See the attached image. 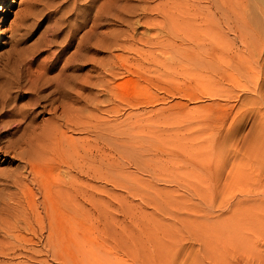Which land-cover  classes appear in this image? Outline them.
<instances>
[{
	"label": "rangeland",
	"instance_id": "rangeland-1",
	"mask_svg": "<svg viewBox=\"0 0 264 264\" xmlns=\"http://www.w3.org/2000/svg\"><path fill=\"white\" fill-rule=\"evenodd\" d=\"M191 5L0 0V264H264V0Z\"/></svg>",
	"mask_w": 264,
	"mask_h": 264
},
{
	"label": "bare ground",
	"instance_id": "bare-ground-1",
	"mask_svg": "<svg viewBox=\"0 0 264 264\" xmlns=\"http://www.w3.org/2000/svg\"><path fill=\"white\" fill-rule=\"evenodd\" d=\"M116 1H117V0H116ZM199 1H200V0H192V5H191L190 7L193 8V10H194L195 12H197L198 9L200 8V7L198 6V2H199ZM104 5H106V4H104ZM212 5L215 6V9H216L217 14L219 15V17H220V18L223 17V16L221 15L220 11L218 12L219 7L216 6V4L213 3V2H212ZM113 6H114V5H113ZM108 8H109V7H108ZM114 9H115V8H114ZM117 9H118V8H117ZM128 10H131V9L128 8ZM131 13L133 14L134 12H131ZM131 13H130V15H132ZM236 13H237V12H236ZM110 15H111L110 12H109V13H108V12L106 13V11H103V12H101V17H100V19H101V18H102V19H105V17L108 18V16L111 18ZM238 15H239V14H238ZM162 16H163V20H164V21H166V22L169 21V22H171L172 24L174 23V24L176 25V28H177V27H180V24L186 22V21H185V20H186V17H184V14H183V13H180L179 16H173V15H171V14L164 13ZM214 16H215V15H214ZM239 16H240V15H239ZM96 17H97V16H96ZM113 17H114V16H113ZM130 17H131V16H130ZM224 17H228V14L225 13V14H224ZM132 18H133V17H132ZM112 19H113V18H112ZM97 20H99V18H98V19H97V18H94L92 24H93V25H96ZM105 20H106V19H105ZM114 21H115V24H118V25H124L125 23H127L128 19L125 20L124 18L115 17V18H114ZM133 21H134V20H133ZM133 21H132V22H133ZM128 23H130V22H128ZM133 23H134V22H133ZM133 23H132V24H133ZM92 29H93V28H92ZM91 34H92V33H91ZM108 68H109V67H108ZM106 72H107V71H106ZM108 72H111V71L109 70ZM108 74H109V73H108ZM110 74H111V73H110ZM110 74H109V75H110ZM21 145H22V144H21ZM29 150H30V149H29ZM26 152H27V151H26ZM22 153H23V152H22ZM29 153H30V152H29ZM29 153H28V154L25 153V155H26V154L29 155ZM23 154H24V153H23ZM32 154H33V153H32ZM32 154H31V155H32ZM18 155H19V154H18ZM27 155H26V156H27ZM26 156H23V157H26ZM23 157H22V158H23ZM34 157H35V156H34ZM27 158H28V156H27L25 159H27ZM30 158H31V157H30ZM25 161H26V160H25ZM28 161L30 162V159H29ZM33 161H34V160H33ZM64 162H65V161H64ZM67 162H68V161H67ZM70 162H71V161H70ZM23 163H24V162H23ZM25 164H27V163H25ZM33 164H35V163H33ZM64 164H65V163H64ZM62 165H63V164H62ZM67 165H70V164H67ZM80 165H81V164H80ZM33 166H34V165H33ZM28 167L33 169V167H32V163H31V164L29 163V164H28ZM34 167H35V166H34ZM77 167H78V166H77ZM23 168L25 169V167H23ZM29 168H28V169H29ZM32 169H31V170H32ZM71 169H72V168H71ZM69 170H70V169H69ZM37 171H38V169H36V171H34V172H35L34 174H36ZM31 173H32V172H31ZM38 173H39V172H38ZM35 176H37V175H34V177H35ZM38 176H39V175H38ZM32 177H33V176H32ZM32 177H31V178H32ZM35 178H36V177H35ZM37 179H38V178H37ZM37 179H36V180H37ZM39 180H40V177H39ZM42 180H43V179H42ZM42 180L40 181L41 183H42ZM34 181H35V180H34ZM37 181H38V180H37ZM31 182H32V181H31ZM38 182H39V181H38ZM18 183H19V182H18ZM41 183H38V184L42 185ZM19 184H20V183H19ZM44 184H45V182H44ZM44 184H43V186L45 187L46 184H45V185H44ZM47 184H48V183H47ZM49 184H50V183H49ZM49 184H48V185H49ZM34 185L36 186V184H34ZM46 186H47V185H46ZM44 187H42L43 190H44ZM47 187H49V186H47ZM50 188H51V187H50ZM38 190H40L39 187H38ZM47 190L49 191L48 188H47ZM47 190H46V192H47ZM50 191H51V189H50ZM39 193H40V192H39ZM15 194H16V193H15ZM44 194H45V193H44ZM50 194H51V193H50ZM50 194H49V196H50ZM28 195H29V194H28ZM45 195H46V194H45ZM41 196H42V195H41ZM47 196H48V195H47ZM42 197H43V196H42ZM18 198H19V197H18L17 195H15V199L13 198L14 206H11L10 208L7 207V209H13V212H12L13 215H14V219H13V220H15V222L17 221V222H16L17 224H19L20 221H22V220H19L18 215H17V214L20 212V211H19V208H20V203H19V202H20V201H18ZM21 198H22V197H21ZM40 198H41V197H40ZM47 198H49V197H46V199H47ZM77 198H78V197H77ZM41 200H42V199H41ZM47 200H48V199H47ZM51 200H52V199H51ZM53 201H54V200H53ZM55 201H56V200H55ZM55 201H54V204L48 202V203H47L48 205H47V204H46V205H47V206H50V204H52V205H54V206H55V205L59 206V205H58L59 203L56 204ZM8 202H9V200H8ZM56 202H58V200H57ZM59 202H61V201L59 200ZM3 204H4V202H3ZM60 204H61V203H60ZM68 204H69V203H68ZM68 204H67V205H68ZM52 205H51V207H52ZM65 205H66V204H65ZM65 205H63V206H65ZM69 205H70V204H69ZM6 206H7V205L4 204V206L0 207V213H3V212H5V211H7V209L5 208ZM28 206H29V205H28ZM36 206H37V205H36ZM38 206H39V205H38ZM54 206H53V207H54ZM63 206H61V207L63 208ZM51 207H47V208L44 207V209H46V210H43V211H46V212H44V218H45L46 220H48V221H47V224H46L47 226H48V225L50 226V225L52 224V223H51V220H52L51 218H52L53 216L51 217V213H52V212H51V209H52V210H55V208H56V207H55V208L53 209V207H52V208H51ZM67 207H68V206H67ZM67 207H65V208L67 209ZM69 207H70V206H69ZM69 207H68V208H69ZM40 208H41V207H40ZM62 208H60V209H62ZM35 209H36V211H37V208H35ZM41 209H43V208H41ZM56 209L59 210V208H56ZM66 209H62V210H64V213H65V212H69L68 214H70V215L73 214V213L70 212L69 210L66 211ZM70 209H71V208H70ZM26 210H28V208H27ZM58 210H57V211H58ZM62 210H60V211H62ZM32 211H33V210H32ZM36 211H35V212H36ZM55 211H56V210H55ZM55 211H54V212H55ZM57 211H56V215H57ZM71 211H72V210H71ZM9 212H10V211H9ZM35 212H34V213H35ZM54 212H53V213H54ZM58 212H59V211H58ZM38 213H39V212H38ZM62 213H63V212H62ZM21 214H22V213H21ZM21 214H19V215H21ZM41 214H42V212H41ZM49 214H50V215H49ZM54 214H55V213H54ZM54 214H52V215H54ZM26 215H27V214H26ZM38 215H40V213H39ZM48 215H49V216H48ZM56 215H55V216H56ZM66 215H67V214H66ZM66 215H63V216H66ZM22 216H23V215H22ZM33 216H34V214H33ZM55 216H54V217H55ZM58 216H60L59 213H58ZM58 216H57V217H58ZM19 217H21V216H19ZM40 217H42V216H40ZM40 217H39V218H40ZM48 217H49V218H48ZM72 217H74V214H73ZM26 218H27V217H26ZM65 218H68V219H69V217H65ZM23 219H24V218H23ZM32 219H33V218H32ZM50 219H51V220H50ZM54 219H56V218H54ZM0 220H2V219L0 218ZM60 220H61V218H60ZM70 220H72V218H71ZM3 221H4V220H3ZM23 221H24V220H23ZM26 221H27V220H26ZM35 221H36V220H35ZM66 221H67V219H66ZM68 221H69V220H68ZM27 222H28V221H27ZM32 222H33V221H32ZM41 222H42V227H43V225H44V219H41ZM53 222H55V221L53 220ZM62 222H63V219H62L61 223H62ZM64 222H65V221H64ZM71 222H72V221H71ZM2 223H4V222H2ZM2 223H1V224H2ZM21 223H22V222H21ZM21 223H20V224H21ZM37 223H39V222H37ZM55 223H56V222H55ZM69 223H70V222H69ZM17 224L13 225V228H15V230H14L11 226H9L10 229H11V232L16 231L17 228H19L18 226H16ZM63 224H64V223H63ZM30 225H31V224H30ZM30 225H29V226H30ZM53 225H54V224H53ZM54 226H55V227H54ZM54 226H52V228H53V229L55 228V229H54V233H56L55 230H56L57 228H56V225H54ZM64 226H65V224H64ZM1 227H2V226H0V232H1L3 235H6V233L10 230V229L8 228L9 230L6 231V230H7V229H6L7 227L5 228L6 230H4V229L1 228ZM27 227H28V226H27ZM28 228H29V227H28ZM37 228H38V227H37ZM48 228H51V227H48ZM52 228H51V229H52ZM60 228H61V227H60ZM12 229H13V230H12ZM23 229H24V228H23ZM53 229H52V230H53ZM66 229H67V228H66ZM69 229H70V228H69ZM19 230H20V228H19ZM25 230H26V227H25ZM28 230H30V229H28ZM40 230H41V231H40V233H38V234L35 233L36 230H34V229H33L34 233H32V232H31V233L34 234V236H36V237L38 236V237H39V236H41V235L44 233L43 231H45L44 229H40ZM70 230H71V229H70ZM23 231H24V230H23ZM56 231H57V234H58V233H59V232H58L59 230H56ZM61 231H62V230H60V232H61ZM9 232H10V231H9ZM9 232H8V233H9ZM11 232H10V233H11ZM25 232H26V231H25ZM62 232L65 233V231H62ZM67 232H69V231H67ZM10 233H9V234H10ZM14 233H15V232H14ZM45 233H46V232H45ZM69 233H70V232H69ZM71 233H72V232H71ZM11 234H12V233H11ZM52 234H53V233H52ZM67 234H68V233H67ZM67 234H66V235H67ZM73 234H74V233H73ZM60 235H62V233H60ZM8 236H10V238H11V236L13 237L14 235H8V234H7L6 237H8ZM46 236H47V237H46L45 239H47V238H49V237H50L49 239H51V230H50V232H47V235H46ZM55 236H57V235L55 234ZM58 237H59V234H58ZM60 237H63V236H60ZM14 238L16 239V241L18 242V244L21 245V244L24 243V242H23L24 239L21 237L20 233H16L15 236H14ZM14 238H13V239H14ZM40 238H41V237H40ZM52 238H53V236H52ZM69 238H70V237H69ZM69 238H68V239H69ZM54 239H55V237H54ZM58 239H59V238H58ZM61 239H62V238H61ZM56 240H57V238H56ZM56 240H55V241H56ZM3 241H5V240H3ZM47 241H48V239H47ZM55 241H54V243H55ZM58 241H59V240H57V242H58ZM7 242H8V240H7ZM11 242H12V241H11ZM11 242H10V243H11ZM48 242H49V241H48ZM52 242H53V241H51V243H52ZM4 243H6V242H4ZM10 243H9V244H10ZM24 244H25V243H24ZM48 244H49V243H48ZM50 245H51L52 249L55 248V247H54V246H55L54 244H53L54 246H52V244H50ZM9 246H10V245H9ZM13 246L15 247L14 244H13ZM16 246H17V245H16ZM10 247H11V246H10ZM1 248H2V247H1ZM1 248H0V250H1ZM18 248H19V246H18ZM48 248H49V245H48ZM4 249H5V247H4ZM7 250H8V249H7ZM19 250H20V249H19ZM55 250H56V248L54 249V253H55ZM48 251H49V250H48ZM48 251H47V252H48ZM50 252H52V251L50 250ZM12 253H13V252H12ZM7 254H8V253H7ZM7 254L5 253V251H2V250H1V251H0V258L7 256ZM50 254H53V252L50 253ZM53 255H56V256H57V253H56V254H53ZM53 255H52V256H53ZM58 255H59V254H58ZM64 256H65V255H64ZM58 257H59V256H58ZM58 257H56V259H58ZM60 257H63V256H60ZM52 258H53V257H52ZM54 259H55V258H54ZM60 259H61V258H60ZM60 259H59V260H60ZM62 259H63V258H62ZM66 260H67V259H66ZM68 260H69V259H68ZM70 260H71V259H70ZM62 261H63V260H62ZM65 262H66V261H65ZM69 262H70V261H69ZM60 263H61V262H60ZM66 263H67V262H66Z\"/></svg>",
	"mask_w": 264,
	"mask_h": 264
}]
</instances>
